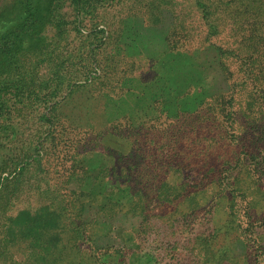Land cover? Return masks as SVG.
<instances>
[{
  "label": "rangeland",
  "instance_id": "1",
  "mask_svg": "<svg viewBox=\"0 0 264 264\" xmlns=\"http://www.w3.org/2000/svg\"><path fill=\"white\" fill-rule=\"evenodd\" d=\"M21 1L0 0V264H264V0H59L41 27Z\"/></svg>",
  "mask_w": 264,
  "mask_h": 264
},
{
  "label": "trees",
  "instance_id": "2",
  "mask_svg": "<svg viewBox=\"0 0 264 264\" xmlns=\"http://www.w3.org/2000/svg\"><path fill=\"white\" fill-rule=\"evenodd\" d=\"M26 1V2H25ZM54 1H57V2H59V0H46V5H45V8H43L42 9V7H41V3H40V0H22L21 1V4H23L26 8H27V10H29L30 11V13H28V15L27 16H30L31 18H35V20H36V22H37V24L41 27V26H45V24H46V20H47V15H46V13L44 14L43 12H44V10H46V11H48L49 12V14H50V12H51V6H53L54 4H55V2ZM209 0L208 1H205V3H202V1L201 0H198V3L200 4V3H202L201 4V7L202 8H204L205 7V5L206 4H209ZM60 3V2H59ZM59 3H58V5H59ZM58 5H57V8H55V7H53V9H52V11L53 12H55L56 11V13L55 14H53L52 15V17L53 18H57L58 16H60V17H62L63 15H62V13L61 12H58ZM214 4L212 3L211 4V6H213ZM80 10V9H84V7H83V5L82 4H80V2H78V0H77V2L75 3V10ZM207 13H209V15L211 16V14H214L213 13V10L212 11H208ZM206 22L207 23H209V27L212 29L210 32H209V34L211 35V36H209V37H207L208 39H211L214 35H216L217 33L219 34V33H221V31H223V29H224V27H222V25L223 24H226V20L224 19V18H222L221 16H219V17H213V19H212V17H209L207 20H206ZM226 26V25H225ZM245 27H247V26H245ZM252 28V29H251ZM233 29H234V27H233ZM254 29H253V26H252V24H251V27H250V25H249V27H247V31L249 32V34L253 31ZM252 36H254V35H252ZM207 39V40H208ZM257 39V38H256ZM254 40V37L253 38H249L248 39V36H247V39H246V41H245V43L247 44V46L248 47H252V48H254V49H256L257 47H259V45H260V41H258V40ZM264 42V41H263ZM215 43V42H214ZM237 44V43H236ZM263 45H264V43H262V45H261V47H263ZM215 51H217L218 52V56H219V61H220V63L223 65V66H225L226 67V61L227 60H230V59H232L234 56H231L230 55V53H228V51L224 48V47H222L221 45H216V47H215V49H214ZM237 57V56H236ZM228 113H229V111H228ZM227 113V114H228ZM172 137V136H171ZM174 139H175V137H174ZM174 142H175V140H174ZM179 173L181 174L182 173V171L180 170L179 171ZM263 177H264V175H263ZM202 184H207V182H202ZM191 188V186H187V189H190ZM190 191H192L191 189H190ZM257 232V231H256ZM253 240H254V242H257V243H262V241H263V238L261 237V235H254V237H253ZM264 242V241H263Z\"/></svg>",
  "mask_w": 264,
  "mask_h": 264
}]
</instances>
